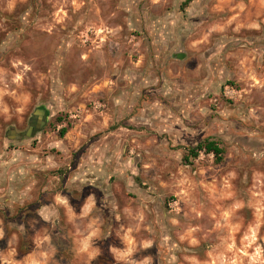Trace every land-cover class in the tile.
<instances>
[{
    "label": "rangeland",
    "instance_id": "1",
    "mask_svg": "<svg viewBox=\"0 0 264 264\" xmlns=\"http://www.w3.org/2000/svg\"><path fill=\"white\" fill-rule=\"evenodd\" d=\"M184 1L0 0V264H264V0Z\"/></svg>",
    "mask_w": 264,
    "mask_h": 264
},
{
    "label": "trees",
    "instance_id": "2",
    "mask_svg": "<svg viewBox=\"0 0 264 264\" xmlns=\"http://www.w3.org/2000/svg\"><path fill=\"white\" fill-rule=\"evenodd\" d=\"M190 3V0L184 1L182 4L186 6ZM66 132V129H61L60 136H63ZM203 153L205 155H211L213 157V162L216 165H219L223 161L224 149L221 147L220 143L215 140L206 139L198 143L192 148H188L185 151V154L182 157V160L185 164H190L191 161L197 159L198 155Z\"/></svg>",
    "mask_w": 264,
    "mask_h": 264
},
{
    "label": "flooded vegetation",
    "instance_id": "3",
    "mask_svg": "<svg viewBox=\"0 0 264 264\" xmlns=\"http://www.w3.org/2000/svg\"><path fill=\"white\" fill-rule=\"evenodd\" d=\"M44 125V117L40 113H35L32 115L28 122L27 133L28 136L33 135L35 132H39L41 127Z\"/></svg>",
    "mask_w": 264,
    "mask_h": 264
},
{
    "label": "crops",
    "instance_id": "4",
    "mask_svg": "<svg viewBox=\"0 0 264 264\" xmlns=\"http://www.w3.org/2000/svg\"><path fill=\"white\" fill-rule=\"evenodd\" d=\"M221 8L220 7H218V9L217 10H220Z\"/></svg>",
    "mask_w": 264,
    "mask_h": 264
}]
</instances>
